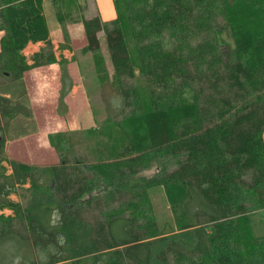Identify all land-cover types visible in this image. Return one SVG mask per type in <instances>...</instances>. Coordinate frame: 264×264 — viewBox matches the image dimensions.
I'll use <instances>...</instances> for the list:
<instances>
[{
	"label": "trees",
	"instance_id": "1",
	"mask_svg": "<svg viewBox=\"0 0 264 264\" xmlns=\"http://www.w3.org/2000/svg\"><path fill=\"white\" fill-rule=\"evenodd\" d=\"M112 2L104 22L71 19L51 0L64 42L68 22L81 24V54L122 98L123 116L91 147L74 145L77 131L53 133L56 164L11 161L7 174L3 135L19 111L0 96V212H12L0 214V242L20 250L8 264H264V237L248 220L249 208L264 210V0ZM42 4L0 0V78L66 69ZM29 43L45 45L31 64ZM156 187L172 218L162 229L148 196Z\"/></svg>",
	"mask_w": 264,
	"mask_h": 264
},
{
	"label": "rangeland",
	"instance_id": "2",
	"mask_svg": "<svg viewBox=\"0 0 264 264\" xmlns=\"http://www.w3.org/2000/svg\"><path fill=\"white\" fill-rule=\"evenodd\" d=\"M58 1L65 14H71V19L79 20L82 15H86L87 9L90 8L91 12L94 9L92 0H78L81 4L79 10L76 9L74 1ZM42 10L53 52L57 60L64 62L66 69L62 71L59 65L54 64L30 70L15 82L0 78V96L8 99L11 106L18 107L19 111L8 122L3 135V152L6 157L3 167L7 174L11 172V161L38 167L56 164L57 154L49 146V136L53 133L77 131L71 134L72 141L83 150L92 146L103 127L107 126L108 119L119 120L123 116L121 96L109 85L102 86L99 83L95 77L92 57L81 54V48L85 45L84 33L76 30L77 26L72 28L74 24L68 22L66 28L69 44H66L51 0H43ZM68 26L71 27L72 34ZM223 36L228 39L227 34ZM99 38L101 54L106 65H109L105 39L103 35H99ZM64 46L67 48L64 49ZM44 47L43 43H29L23 51L26 61L31 64L34 55ZM157 170L158 165L144 171L142 176L150 177ZM148 196L159 229L172 225L169 206L162 189H150ZM11 199L20 202L16 195ZM251 208L253 211L256 209ZM0 214H3V211ZM17 253H20V250L11 240L0 242V264H8L9 259ZM89 263L90 261H84L79 264Z\"/></svg>",
	"mask_w": 264,
	"mask_h": 264
},
{
	"label": "crops",
	"instance_id": "3",
	"mask_svg": "<svg viewBox=\"0 0 264 264\" xmlns=\"http://www.w3.org/2000/svg\"><path fill=\"white\" fill-rule=\"evenodd\" d=\"M92 2H93V7H94V9H92L93 12L90 11V8L87 9L86 15H85L86 18H92L94 16H99L102 19V21H104V22L113 20L115 18V11H114L112 0H92ZM75 26L78 27V28H76V30L77 29L81 30L82 34L84 33L83 27L81 24H77V25L74 24V25H72V28ZM68 29H69L70 34H72L70 31L71 30L70 26H68ZM99 35H103V34L100 33ZM36 69H38V68H36ZM33 70H35V69H33ZM262 139L264 142V133L262 135ZM12 196H14V195H12ZM6 212H9V213H6ZM262 213L264 215V210L259 208V207H256V209L254 211L252 208H250V210H248V219H249L252 234L255 238H263L264 237V220L261 219V216H263ZM3 214L6 216L12 215V212L9 210H4Z\"/></svg>",
	"mask_w": 264,
	"mask_h": 264
}]
</instances>
